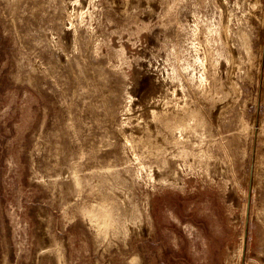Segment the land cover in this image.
Here are the masks:
<instances>
[{
  "label": "rangeland",
  "instance_id": "374dc122",
  "mask_svg": "<svg viewBox=\"0 0 264 264\" xmlns=\"http://www.w3.org/2000/svg\"><path fill=\"white\" fill-rule=\"evenodd\" d=\"M0 264H264V0H0Z\"/></svg>",
  "mask_w": 264,
  "mask_h": 264
},
{
  "label": "bare ground",
  "instance_id": "6f19581e",
  "mask_svg": "<svg viewBox=\"0 0 264 264\" xmlns=\"http://www.w3.org/2000/svg\"><path fill=\"white\" fill-rule=\"evenodd\" d=\"M221 34L223 35L224 39L227 40V37H228V27L227 25L225 24L222 29H221Z\"/></svg>",
  "mask_w": 264,
  "mask_h": 264
}]
</instances>
